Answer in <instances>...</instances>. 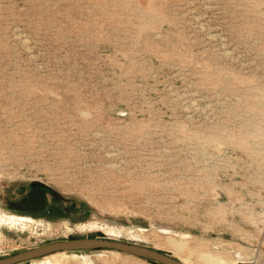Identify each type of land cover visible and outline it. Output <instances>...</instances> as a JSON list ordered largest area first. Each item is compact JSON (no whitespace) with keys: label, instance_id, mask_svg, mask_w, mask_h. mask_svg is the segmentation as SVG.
<instances>
[{"label":"rangeland","instance_id":"374dc122","mask_svg":"<svg viewBox=\"0 0 264 264\" xmlns=\"http://www.w3.org/2000/svg\"><path fill=\"white\" fill-rule=\"evenodd\" d=\"M0 212V257L264 264V0H0Z\"/></svg>","mask_w":264,"mask_h":264},{"label":"water","instance_id":"95a60500","mask_svg":"<svg viewBox=\"0 0 264 264\" xmlns=\"http://www.w3.org/2000/svg\"><path fill=\"white\" fill-rule=\"evenodd\" d=\"M110 249L146 258L159 264H187L159 249L137 243L101 237H77L50 242L15 254L0 257V264H29L31 261L61 251Z\"/></svg>","mask_w":264,"mask_h":264},{"label":"bare ground","instance_id":"6f19581e","mask_svg":"<svg viewBox=\"0 0 264 264\" xmlns=\"http://www.w3.org/2000/svg\"><path fill=\"white\" fill-rule=\"evenodd\" d=\"M24 220H25V218L22 216H17V215H12V214L7 215V214H2L0 212V221H4V223H9V224L15 225V224L22 222ZM112 231L113 230L111 229V232ZM199 256L205 258L209 263H212V264H243V262H244L243 261L244 256H242L241 253H238L237 258H233V259H231L228 256L222 255V254L220 255V254L213 253L211 251L201 252ZM46 259L50 260V258L48 256ZM186 262H187V264H193L192 262H188V261H186Z\"/></svg>","mask_w":264,"mask_h":264}]
</instances>
